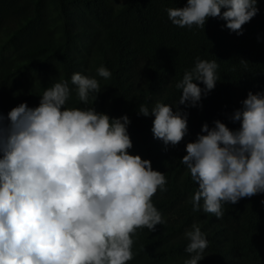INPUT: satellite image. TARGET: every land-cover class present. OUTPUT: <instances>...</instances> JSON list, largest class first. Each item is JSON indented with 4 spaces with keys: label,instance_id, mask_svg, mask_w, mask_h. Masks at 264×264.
Returning <instances> with one entry per match:
<instances>
[{
    "label": "clouds",
    "instance_id": "obj_1",
    "mask_svg": "<svg viewBox=\"0 0 264 264\" xmlns=\"http://www.w3.org/2000/svg\"><path fill=\"white\" fill-rule=\"evenodd\" d=\"M258 11L257 0H187L167 9L180 28L204 29L211 17L238 35ZM217 68L215 60L197 58L176 84V111L160 102L151 110L140 105V115L154 117L155 139L172 146L184 139L187 113L179 105L194 107L212 91ZM97 74L111 77L104 66ZM71 85L86 105L102 91L97 79L80 73ZM71 91L68 81L56 82L37 106L13 107L7 125L0 116V264H127L137 229L153 232L165 223L152 197L167 191L166 178L149 159L130 154L129 117L65 107ZM228 118L239 127L204 123L181 159L198 184L193 211L218 219L223 204L264 193V91H249ZM184 235V264H198L208 241L195 224Z\"/></svg>",
    "mask_w": 264,
    "mask_h": 264
},
{
    "label": "trees",
    "instance_id": "obj_2",
    "mask_svg": "<svg viewBox=\"0 0 264 264\" xmlns=\"http://www.w3.org/2000/svg\"><path fill=\"white\" fill-rule=\"evenodd\" d=\"M186 3L0 0V116L7 125L13 107L23 102L35 107L46 89L68 81L72 91L65 107L129 117L130 154L149 159L164 174L167 191L152 197L165 223L153 232L137 229L127 264H184L190 258L184 234L193 224L208 241L198 264H264V193L223 204L219 219L194 212L191 198L198 184L181 163L186 144L196 140L204 123L212 127L219 119L237 129L239 122L228 117L242 107L249 91H264V0H257L259 11L240 35L219 18H208L204 29L173 25L167 9ZM197 58L215 60L219 79L196 106L179 105L187 113L188 132L178 145H165L151 131L154 117L138 109L151 110L160 102L176 111L181 94L176 84ZM100 66L111 72L110 78L97 74ZM74 73L98 80L102 91L94 103L91 97L87 105L78 100L71 85Z\"/></svg>",
    "mask_w": 264,
    "mask_h": 264
}]
</instances>
